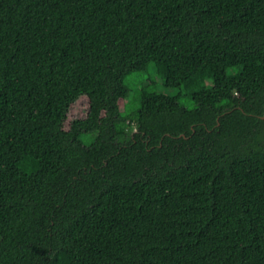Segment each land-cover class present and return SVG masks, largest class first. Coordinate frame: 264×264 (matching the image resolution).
<instances>
[{"label": "trees", "instance_id": "1", "mask_svg": "<svg viewBox=\"0 0 264 264\" xmlns=\"http://www.w3.org/2000/svg\"><path fill=\"white\" fill-rule=\"evenodd\" d=\"M263 115L264 0H0V264H264Z\"/></svg>", "mask_w": 264, "mask_h": 264}, {"label": "rangeland", "instance_id": "2", "mask_svg": "<svg viewBox=\"0 0 264 264\" xmlns=\"http://www.w3.org/2000/svg\"><path fill=\"white\" fill-rule=\"evenodd\" d=\"M125 83L130 89V96L121 110V116L123 118H128L139 108V96L143 88H146L148 92L163 94L169 97H174L178 93L176 89L167 88L163 85V80L155 73L154 66H152L148 72L132 74L126 79ZM150 83L152 84L151 86L149 85ZM183 104L192 108V102L189 99L184 100ZM88 109L89 99L87 97L79 99L70 109L66 128H69V124L72 120L86 118ZM122 126L128 127L127 122H123ZM92 138H95V135H93ZM81 140L87 145L90 144L86 141L87 139L84 136Z\"/></svg>", "mask_w": 264, "mask_h": 264}, {"label": "water", "instance_id": "3", "mask_svg": "<svg viewBox=\"0 0 264 264\" xmlns=\"http://www.w3.org/2000/svg\"><path fill=\"white\" fill-rule=\"evenodd\" d=\"M262 118H264V115L262 116ZM133 131H137L136 128H133Z\"/></svg>", "mask_w": 264, "mask_h": 264}]
</instances>
